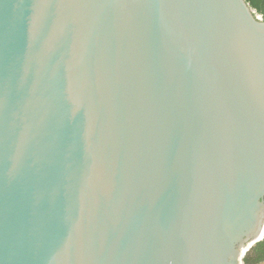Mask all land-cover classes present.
Returning a JSON list of instances; mask_svg holds the SVG:
<instances>
[{
  "label": "water",
  "instance_id": "95a60500",
  "mask_svg": "<svg viewBox=\"0 0 264 264\" xmlns=\"http://www.w3.org/2000/svg\"><path fill=\"white\" fill-rule=\"evenodd\" d=\"M0 89V264H242L264 239L244 0H0Z\"/></svg>",
  "mask_w": 264,
  "mask_h": 264
},
{
  "label": "trees",
  "instance_id": "16d2710c",
  "mask_svg": "<svg viewBox=\"0 0 264 264\" xmlns=\"http://www.w3.org/2000/svg\"><path fill=\"white\" fill-rule=\"evenodd\" d=\"M244 1L264 22V0ZM242 264H264V239L245 254Z\"/></svg>",
  "mask_w": 264,
  "mask_h": 264
},
{
  "label": "snow or ice",
  "instance_id": "6c2138e0",
  "mask_svg": "<svg viewBox=\"0 0 264 264\" xmlns=\"http://www.w3.org/2000/svg\"><path fill=\"white\" fill-rule=\"evenodd\" d=\"M46 2V0H45ZM62 2V0H61ZM70 2L73 3H83V2H87V3H95V2H108V0H70ZM142 2H149V0H142ZM3 94H2V89H0V106H2L3 104Z\"/></svg>",
  "mask_w": 264,
  "mask_h": 264
},
{
  "label": "built area",
  "instance_id": "2783aa9c",
  "mask_svg": "<svg viewBox=\"0 0 264 264\" xmlns=\"http://www.w3.org/2000/svg\"><path fill=\"white\" fill-rule=\"evenodd\" d=\"M254 14H255V12H254ZM255 15L257 16L258 19L262 20L261 16H258L257 14H255Z\"/></svg>",
  "mask_w": 264,
  "mask_h": 264
},
{
  "label": "bare ground",
  "instance_id": "6f19581e",
  "mask_svg": "<svg viewBox=\"0 0 264 264\" xmlns=\"http://www.w3.org/2000/svg\"><path fill=\"white\" fill-rule=\"evenodd\" d=\"M264 234V229H263V232H262V235Z\"/></svg>",
  "mask_w": 264,
  "mask_h": 264
}]
</instances>
